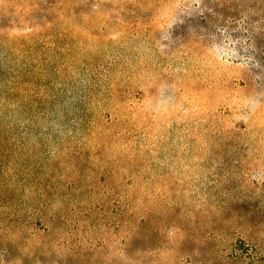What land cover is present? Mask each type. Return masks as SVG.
<instances>
[{
	"label": "rangeland",
	"instance_id": "rangeland-1",
	"mask_svg": "<svg viewBox=\"0 0 264 264\" xmlns=\"http://www.w3.org/2000/svg\"><path fill=\"white\" fill-rule=\"evenodd\" d=\"M0 264H264V0H0Z\"/></svg>",
	"mask_w": 264,
	"mask_h": 264
}]
</instances>
